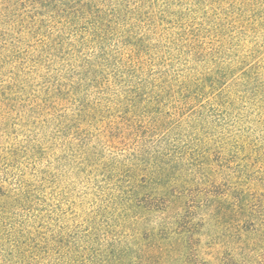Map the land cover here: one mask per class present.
Here are the masks:
<instances>
[{"label":"trees","instance_id":"16d2710c","mask_svg":"<svg viewBox=\"0 0 264 264\" xmlns=\"http://www.w3.org/2000/svg\"><path fill=\"white\" fill-rule=\"evenodd\" d=\"M234 148L264 158V0H0V264H93L52 190L160 211Z\"/></svg>","mask_w":264,"mask_h":264},{"label":"rangeland","instance_id":"374dc122","mask_svg":"<svg viewBox=\"0 0 264 264\" xmlns=\"http://www.w3.org/2000/svg\"><path fill=\"white\" fill-rule=\"evenodd\" d=\"M256 152L234 148L227 160L202 157L180 164L167 180L175 188L157 203L160 211L80 207L79 191L73 194L65 185L61 195L51 192V228L65 235L89 216L84 228L92 234L81 244L93 264H264V225L250 215L261 214L264 199V158ZM230 168H243V178Z\"/></svg>","mask_w":264,"mask_h":264}]
</instances>
